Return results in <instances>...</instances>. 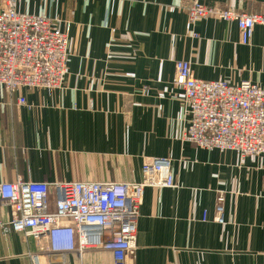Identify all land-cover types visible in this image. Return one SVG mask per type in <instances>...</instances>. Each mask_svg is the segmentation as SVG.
Segmentation results:
<instances>
[{"label": "crops", "instance_id": "obj_1", "mask_svg": "<svg viewBox=\"0 0 264 264\" xmlns=\"http://www.w3.org/2000/svg\"><path fill=\"white\" fill-rule=\"evenodd\" d=\"M16 1L68 34L70 57L59 90L11 96L0 86V183L139 182L144 161L172 157L176 186L146 189L128 264H264V159L184 142V93L174 85L175 63L187 61L199 80L264 89L263 26L243 45L235 22L188 16L195 2L264 15V0ZM11 220L0 201V264H32L39 245L7 232ZM59 262L114 264L99 250Z\"/></svg>", "mask_w": 264, "mask_h": 264}, {"label": "built area", "instance_id": "obj_2", "mask_svg": "<svg viewBox=\"0 0 264 264\" xmlns=\"http://www.w3.org/2000/svg\"><path fill=\"white\" fill-rule=\"evenodd\" d=\"M16 0H0V86L13 96L21 88L55 91L63 87L70 57L69 36L51 19L20 13ZM211 15L235 22L248 45L264 15L218 10L198 2L188 7L190 23ZM175 87L184 93L186 130L183 141L208 151L235 152L242 159H264V89L242 81L197 79L187 61L175 63ZM20 105H26L22 97ZM139 182L0 183V201L11 211L6 231L39 245L32 264H61L68 252L111 253L114 264H128L137 250L138 223L148 188H174L173 159L144 161ZM224 195L218 198L216 221L224 223ZM207 221V214H204ZM48 264V263H47Z\"/></svg>", "mask_w": 264, "mask_h": 264}]
</instances>
